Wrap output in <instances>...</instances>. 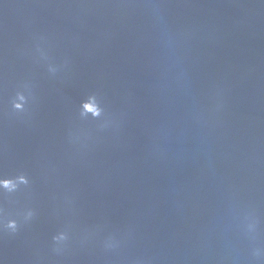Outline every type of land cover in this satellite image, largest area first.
Listing matches in <instances>:
<instances>
[{"label": "water", "instance_id": "water-1", "mask_svg": "<svg viewBox=\"0 0 264 264\" xmlns=\"http://www.w3.org/2000/svg\"><path fill=\"white\" fill-rule=\"evenodd\" d=\"M0 264H264V0H0Z\"/></svg>", "mask_w": 264, "mask_h": 264}]
</instances>
